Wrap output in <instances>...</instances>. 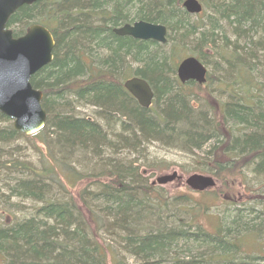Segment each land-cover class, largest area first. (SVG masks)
Returning <instances> with one entry per match:
<instances>
[{
	"label": "trees",
	"instance_id": "16d2710c",
	"mask_svg": "<svg viewBox=\"0 0 264 264\" xmlns=\"http://www.w3.org/2000/svg\"><path fill=\"white\" fill-rule=\"evenodd\" d=\"M183 1L48 0L22 6L10 17L6 27L13 38L25 32H18L17 28L41 25L54 39L52 62L36 73L30 84L42 93L46 120L40 134L49 132L57 154L64 160L50 158L51 164L38 179L29 175L7 178L4 171L19 173L21 167L0 161V185L5 187L8 197L33 204L22 219L0 226L2 264H108V251L98 242L101 234L115 239L121 253L135 261L133 264L264 262L259 253L243 254L246 239L258 242L260 234H264V203L236 209L229 222L221 214L210 232L195 221L198 213L206 210L203 204L184 195L168 199L154 185L147 184L133 165L124 166L110 158L126 151L135 153L141 145L152 142L184 153L202 152L212 144L206 155L215 159L209 163L218 168L209 170L202 164L200 174L219 182L223 180L221 175L234 173L238 160L245 158L252 169L248 172L264 180V115L238 107V91L247 88L246 82L254 73L252 69L243 74L238 64H231L228 56H236L238 49L228 46L220 51L222 55L217 53L226 72L236 71L233 84L239 87L233 90L237 93L235 102L223 106L224 124L232 130L241 126L237 136L228 137L220 136L207 116L192 109L175 75L182 59L173 64L176 53L172 48L169 54L164 52L170 43L175 48L171 42L174 37V42L181 46L194 44L193 57L202 63L205 55L198 52L216 48V42L233 31V37L238 38L234 45L242 40L241 55L248 62L262 63L264 0H215L211 7L214 19L208 21V28L189 22L191 16L181 7ZM197 1L202 9L208 7L209 0ZM138 21L164 26L166 44L112 33L115 28ZM49 24L55 28L51 30ZM129 66H135L130 75L125 69ZM132 77L148 83L155 109L140 108L125 92L122 84ZM85 107L94 109L104 125L76 113ZM9 122L0 114V125ZM21 137L10 125L0 127V146ZM216 148H224L219 155L226 162L223 167L216 163ZM2 152L6 155L5 149ZM66 159L74 166L85 167L87 172L97 171L92 177L104 180L93 184L95 192L88 195L93 202L101 203L103 211L96 212L86 201L80 207L71 200V190L89 175L74 172L66 165ZM84 193H78L81 201ZM63 194L69 199L64 200ZM173 207L184 217L171 216ZM228 213L227 209L225 214ZM196 248L203 251L190 252Z\"/></svg>",
	"mask_w": 264,
	"mask_h": 264
},
{
	"label": "rangeland",
	"instance_id": "374dc122",
	"mask_svg": "<svg viewBox=\"0 0 264 264\" xmlns=\"http://www.w3.org/2000/svg\"><path fill=\"white\" fill-rule=\"evenodd\" d=\"M208 3V7L205 6L203 8L202 15L200 14L198 16L190 17L189 22L191 24H202L205 28H208V21L214 19L211 7L213 3H215V0H209ZM49 28L52 30L55 28V25L49 24ZM22 30H25V27L23 29H16L18 32ZM233 36V31H228L226 32L224 40L216 42V48H203L198 52L201 55H205V64L204 62H202V64L207 70L206 82L203 86H197L195 84L184 85L182 86L183 88L181 91L182 95L188 98L189 105L192 109L207 116L215 127H213V129L216 130L217 127L220 136L225 137H228L231 134L237 136V133L240 131L239 127L238 129L232 130L229 124H224L225 121L222 114L224 105L228 103L233 104V102H235L237 93H234L233 90L238 89L239 87H236L233 84L236 71L226 72L225 66H223L217 53L222 55L220 51H223V48L229 46L230 49H233L235 46L236 49H238V52L235 53L236 56H228L230 57L229 61L231 64H238L240 67L238 68L241 69L243 74L252 69L254 71L252 76L250 75L248 79L249 82H246L248 88L243 89L240 92L238 91V103L244 99L247 104L250 102L251 105L252 100L255 98L264 100V58H262V63H257L256 61L248 62L247 58L241 55L243 54L241 50L243 44L242 40L238 41L237 45H234L235 39L238 38ZM171 42H173L175 48L170 43L164 48V52L169 54L170 49H173L174 53H176L174 56L175 58L171 61L173 64L183 58L196 55L194 44L188 42V44L181 46L177 44V42H174V37ZM125 69L130 75L135 69V66H129ZM248 74L249 73H247V75ZM230 96H234V98H230ZM153 107L154 105L152 104L150 109H153ZM263 109L264 106L260 105L259 112L257 113H261ZM95 112L94 109L89 107L81 108L76 111L79 116L89 119L93 118L96 123L104 125V122L95 116ZM9 125L12 127L11 122L1 124L0 127L8 128ZM115 131L118 133V128ZM48 134L49 132H44V134L38 133V135L35 134L32 136L22 135L20 139H17L6 146H0L2 147L0 150V161L7 163L14 162L21 167L19 173H17L16 170L4 171V176L7 178L12 177L13 179H21L29 175L38 179L39 176L44 173L45 169L48 168V163L51 160L50 158L54 157L56 160L63 161L64 159L57 154L58 149L56 148L54 139ZM211 146L212 144H210V147H205L202 152L184 153L179 149H174L167 145H161V143L152 142L148 145H141L135 153L132 151H126L119 155H112L110 158L124 166L129 164L133 165L137 168V173L147 184L154 183L159 177L170 176L173 173H176L177 177L180 179H174L162 186L157 184H154V186L168 199H172L174 196L184 195L188 196L191 201L203 204L206 210L202 213H198L195 221L203 226L204 229L212 232L214 231L218 222V217H220L221 214L225 215L224 221L229 222L230 215L233 216L236 209L243 210L245 207L252 206L254 203H264V180L262 178H254L248 171L238 170L237 165V169L233 170L234 173L227 172L225 175H221V179L223 180L219 182L215 181L216 184L213 189L206 190L202 193H194V191H191L185 185V179L194 174L210 176L198 172V170L201 169L200 165L202 164H204L209 170H216L218 168L213 163H209L215 161V159L206 155V152L209 151ZM4 149L6 150V155L2 152ZM216 149L217 150L214 151L218 155L216 163L223 167L226 165V162L223 160L224 158H222V156L219 157V155L224 151V148ZM66 160L68 161L66 162V165L72 168L74 172L83 176L89 175L86 177L85 181L76 184L75 188L71 190V200L75 201L80 207L85 203L98 213L103 211L101 203L98 201L93 202L88 195L91 191L95 192L94 185H97V183H101L104 180L98 177H92L97 175L93 174L97 173V171H92L91 173L87 172L85 167L77 164L74 166V163L71 160ZM240 173H242V175ZM2 177L3 174L1 175V178ZM47 179L48 178L46 177V182H48ZM59 180L63 181L62 179ZM83 191H85V193L83 201H81V197L78 193H82ZM62 196L64 200L69 199V196L66 194H63ZM236 204H238V206H235ZM31 206H33V204L30 202H22L15 198H9L5 187L0 185V226L12 223L17 219H22L25 211ZM256 208L255 212L257 210ZM174 209L176 208H172L171 216L178 218L184 217L178 212H175ZM227 209L229 213L225 214ZM84 213L86 214V211H84ZM102 220L105 222L104 218H102ZM192 231H194V228H192ZM100 237L101 238L98 242L108 251V264H133L135 262L133 259L121 253L120 249L114 242L115 239L112 237H105L102 234ZM259 238L260 240L258 242H256L255 239H246L245 243L247 244V248H244L243 254H253L255 256V254L259 253V255L264 256V234H260ZM202 251V249L197 248L193 250L190 249V252H193L194 254H200ZM0 264H2L1 258ZM257 264H264V262L257 261Z\"/></svg>",
	"mask_w": 264,
	"mask_h": 264
},
{
	"label": "water",
	"instance_id": "95a60500",
	"mask_svg": "<svg viewBox=\"0 0 264 264\" xmlns=\"http://www.w3.org/2000/svg\"><path fill=\"white\" fill-rule=\"evenodd\" d=\"M47 0H0V114L11 121L12 129L23 135L32 136L45 126L46 115L42 108V93L33 89L30 80L53 60L54 40L50 32L40 25H32L23 36L14 39L6 29L10 17L22 6H30ZM181 7L189 15L197 16L202 6L197 0H184ZM117 37H128L142 42L164 46L167 29L142 21L125 24L113 29ZM206 68L194 57H187L177 65L175 75L180 84L194 82L205 84ZM125 92L145 110H149L153 92L145 80L137 77L122 84ZM180 179L176 173L156 179L152 185H165ZM185 185L194 192L213 189L212 177L191 175Z\"/></svg>",
	"mask_w": 264,
	"mask_h": 264
},
{
	"label": "flooded vegetation",
	"instance_id": "af4514ba",
	"mask_svg": "<svg viewBox=\"0 0 264 264\" xmlns=\"http://www.w3.org/2000/svg\"><path fill=\"white\" fill-rule=\"evenodd\" d=\"M57 1V0H56ZM119 28V27H118ZM206 82V81H205ZM197 85V86H201V85H198V84H196V83H194V82H187V83H185V84H180L181 86H184V85ZM204 85V84H203ZM202 85V86H203ZM238 86H240V87H242L241 85H238ZM248 88V87H247ZM257 98H255L254 100H252V104L250 105V102H249V104H247V102L243 99L242 101H240V103H238V107H243V108H248V109H250L251 111H254V112H259V106L261 105V106H264V100H261L260 98L259 99H257ZM259 114H262V115H264V109H263V111L261 112V113H259ZM239 127V129H241V126H238ZM238 134H239V132H238ZM242 134V133H241ZM239 158H240V156H239ZM250 158H253V157H250ZM249 165H250V161H249V159H244V158H240L239 160H238V170H244V171H251L252 169L249 167Z\"/></svg>",
	"mask_w": 264,
	"mask_h": 264
}]
</instances>
